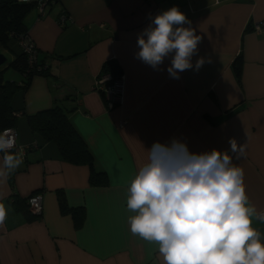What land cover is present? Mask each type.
Listing matches in <instances>:
<instances>
[{"label": "crops", "instance_id": "0c3cea01", "mask_svg": "<svg viewBox=\"0 0 264 264\" xmlns=\"http://www.w3.org/2000/svg\"><path fill=\"white\" fill-rule=\"evenodd\" d=\"M174 5L191 21L184 26L202 38L193 65L205 59L178 79L167 71L172 53L157 68L135 55L138 34ZM24 21L49 73L34 74L10 98L18 112L15 142L28 146L10 174L12 184L0 178V203L7 211L0 264H164L158 243L133 235L128 223L135 212L127 209V188L154 142L180 140L192 153L230 152V138L244 143L246 154L233 164L244 170L250 204L258 213L264 209V27H252L264 21V0H50L41 13L30 9ZM19 48L11 37L0 51L11 60ZM238 52L236 78L231 62ZM108 59L123 80L121 99L111 107L95 87ZM3 77L22 78L7 70ZM54 102L71 107L69 122L105 182L90 184L87 164L63 160L52 141L38 142L28 128L25 114ZM57 190L67 205L81 209L77 220L60 209ZM13 191H40L41 211L14 209ZM252 226L264 233V222L253 219Z\"/></svg>", "mask_w": 264, "mask_h": 264}, {"label": "clouds", "instance_id": "9594fccd", "mask_svg": "<svg viewBox=\"0 0 264 264\" xmlns=\"http://www.w3.org/2000/svg\"><path fill=\"white\" fill-rule=\"evenodd\" d=\"M188 17L175 5L157 13L137 36L136 57L157 68L172 53L167 67L179 78L185 70L199 69L205 62L191 57L201 36ZM5 129L0 134L3 167L7 179L23 163V152L15 154V139ZM230 152L213 148L192 153L186 143L154 142L144 164L127 188V209L135 212L128 223L133 235L157 242L164 264H264V233L252 226L264 222L245 192L244 170L233 164L246 154L244 143L229 139ZM7 211L0 203V225Z\"/></svg>", "mask_w": 264, "mask_h": 264}, {"label": "trees", "instance_id": "16d2710c", "mask_svg": "<svg viewBox=\"0 0 264 264\" xmlns=\"http://www.w3.org/2000/svg\"><path fill=\"white\" fill-rule=\"evenodd\" d=\"M32 7L37 8L35 0H0L1 47H3L6 41L11 37L17 39L22 33H26L29 36L24 17ZM63 20L64 18L62 20L59 18L60 22H63ZM241 63L242 56L241 53L238 52L231 62V68L236 78L240 76ZM7 64V66L17 70L22 78L20 81L4 78L3 69L5 67L0 69V130L6 127L15 128L14 125L18 112L10 104L12 94L19 88H26L34 74L47 75L49 73L47 65L43 62V59L38 57L37 51L33 60L29 62L26 53L19 48L18 53H16ZM101 73H110L111 76L120 75L118 65L113 59L104 61ZM69 110H71V107H65L60 102H54L48 107L25 114V120L30 131L37 137L38 142L52 141L56 146L57 153L63 160L72 163H85L88 165V182L90 184L103 183L105 182V179L101 178L103 172L94 171L91 152L82 137L69 122L67 116ZM8 178L10 184H12L11 175H9ZM28 195L18 196L13 191L10 194V203L13 208L21 210L24 213L33 212L26 203ZM57 200L60 209L63 211L70 210L75 220H77L76 213L81 209L78 206L71 207L67 205L65 197L60 190H57Z\"/></svg>", "mask_w": 264, "mask_h": 264}, {"label": "built area", "instance_id": "2783aa9c", "mask_svg": "<svg viewBox=\"0 0 264 264\" xmlns=\"http://www.w3.org/2000/svg\"><path fill=\"white\" fill-rule=\"evenodd\" d=\"M18 1H28V0H18ZM37 3L38 11L41 13L43 11V8L47 2V0H35ZM60 20L64 18V16L60 15ZM254 28L262 31V28L264 27V21H258L255 23ZM17 42L19 44L20 49L26 53L27 60L31 62L36 54V48L34 46L33 41L31 38L26 34L22 33L17 37ZM95 87L98 91H100L106 101L107 107H111L114 103L119 102L122 95V89H123V80L121 74L118 76H111L110 73H101L98 75V77L95 80ZM5 129L11 130L9 135L12 137H16V130L13 127H6L0 130V134H3ZM28 145H17L15 142V147L10 149V152L13 154L22 151L23 156L25 149ZM41 199L42 195L40 191H34L33 193H30L27 196L26 203L28 207L31 209V211L35 213H39L41 211ZM264 212V209L261 210L259 213Z\"/></svg>", "mask_w": 264, "mask_h": 264}, {"label": "rangeland", "instance_id": "374dc122", "mask_svg": "<svg viewBox=\"0 0 264 264\" xmlns=\"http://www.w3.org/2000/svg\"><path fill=\"white\" fill-rule=\"evenodd\" d=\"M31 9H33V7L31 8ZM0 50H2V47L0 46ZM4 52V51H3ZM5 53V56H6V61H4L0 66V69L2 68V67H5L4 69H3V71L4 70H7V71H14L16 74H19V72L17 71V70H15L14 68H12V67H10V66H7L8 64V61H10V55L8 54V53H6V52H4ZM5 76V75H4ZM5 78V77H4Z\"/></svg>", "mask_w": 264, "mask_h": 264}, {"label": "water", "instance_id": "95a60500", "mask_svg": "<svg viewBox=\"0 0 264 264\" xmlns=\"http://www.w3.org/2000/svg\"><path fill=\"white\" fill-rule=\"evenodd\" d=\"M6 61V56L3 52L0 51V65ZM1 67V66H0Z\"/></svg>", "mask_w": 264, "mask_h": 264}]
</instances>
